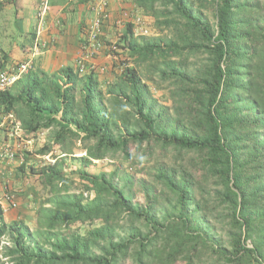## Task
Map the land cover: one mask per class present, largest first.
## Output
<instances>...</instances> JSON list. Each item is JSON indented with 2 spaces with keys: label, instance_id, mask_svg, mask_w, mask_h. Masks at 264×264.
I'll return each instance as SVG.
<instances>
[{
  "label": "trees",
  "instance_id": "16d2710c",
  "mask_svg": "<svg viewBox=\"0 0 264 264\" xmlns=\"http://www.w3.org/2000/svg\"><path fill=\"white\" fill-rule=\"evenodd\" d=\"M134 3L155 17L167 14L158 23L169 33L140 43L126 22L113 46L125 56L121 72L106 92L93 68L82 73L71 65L53 75L30 68L0 92V118L17 115L24 139L54 129L40 147L14 150L24 159L13 178L34 186L21 197L34 204L35 229L27 215L10 220L0 202V264H264V0H211L214 24L193 0ZM200 55L205 61L192 68ZM147 66L171 83L188 122L167 105L157 108L150 79L138 68L147 73ZM75 139L85 150L77 192L65 170ZM151 141L159 153H192L201 165V181L185 167L157 169L173 196L164 215L134 201L126 191L130 177L117 182L119 169H88L93 160L117 150L128 157L130 144ZM48 153L52 159L42 161ZM204 182L219 188L215 197L228 211V246L213 235L208 205L197 198ZM11 184L6 192L18 203Z\"/></svg>",
  "mask_w": 264,
  "mask_h": 264
},
{
  "label": "rangeland",
  "instance_id": "374dc122",
  "mask_svg": "<svg viewBox=\"0 0 264 264\" xmlns=\"http://www.w3.org/2000/svg\"><path fill=\"white\" fill-rule=\"evenodd\" d=\"M131 1L132 0H129L130 4L118 8L114 14H112L110 10L108 11L109 18L107 21H105L101 29V35L99 36L102 46L96 53H94L93 56L86 58V62H88L90 66L94 67L92 70L97 75V78L100 81V87L104 92L107 91L109 84L117 80V76L121 72L120 65L122 64V59H124L125 56L117 54L113 46L118 42L120 31L124 29L126 22L140 18V22H142L141 25L148 30L147 35L136 36L140 43L157 37L162 33L163 30L169 33V30L165 25H160L158 23L162 21L164 17H167V14H160L159 17H155L149 12L134 6L132 4L133 1ZM193 3L195 4V8L203 14L204 18L210 23L214 24L215 17L211 0H193ZM159 9L161 8L159 7ZM16 38L18 41V36H16ZM84 44L85 43L83 41L81 45L83 46ZM82 46L81 49H83ZM83 52L84 51L80 52L79 56L76 57V62L74 63L75 67L77 66L79 57L83 56ZM204 61L205 57L200 55L197 58H192L190 62L192 68H195L198 67V64H201ZM138 68L142 71L145 79H150L149 83L151 85V94L154 99L158 101L157 108H159L161 105H167L170 107V113L173 116H177V114H179L183 117V120L188 122V116L185 114V110L182 111V109H180V103L175 102L171 97V90L173 88L171 83L162 82L159 78L158 71L151 66H147V73L143 67ZM77 100H81V95L78 93ZM51 133L52 132H48L42 136L46 142L51 139ZM34 148L37 147H33L31 149L34 150ZM73 149L76 153L67 156L65 170L67 173L71 174L75 178L76 183H78L75 184V187L73 188V191L77 192L79 187V171L83 166L81 163V156L85 155V150L81 148V142L79 139L74 140ZM58 151L59 148L53 152L57 153ZM159 152L160 148L152 143V141L144 142L141 145L132 143L129 146L128 157H126L123 151L117 150L115 152L109 153L107 157L102 160H93L88 169L91 173H110L116 168L119 169L121 171V175L117 182H119L120 185H124L130 177V181L126 186V191L132 194L134 201L139 202L147 207H151L157 212V215L158 213L164 215L167 213V211L171 212L173 196L163 185V183L158 178H156L157 169L159 167H175L181 168L182 170V167H185L186 170H190L194 174L196 180L201 181V165L198 156L192 153H179L173 149L167 150L166 153ZM48 154H50L51 160L52 153ZM41 160L48 161L47 158H42ZM37 162L39 161L31 160L29 161L28 165ZM24 182V186H33L28 179H25ZM5 183L7 184L11 182L6 180ZM35 189L36 191L40 192L43 197L46 196L47 191L42 187L38 186L35 187ZM217 190H219V188L214 183L204 182L200 183L196 187V195L198 199H203L204 202L207 203L206 205H208L210 213L206 212V219L215 229V234L213 233V235H216L217 239H221L223 244L228 246L232 227L229 223V218L227 217L228 211L225 205H223L219 200H217V197H215ZM26 222L32 227V229H35L34 215L29 214L27 216ZM123 225L124 229L128 226L127 223L125 224V222H123ZM246 244L251 246V240H247ZM209 262L210 261H206L200 264H209ZM124 264L132 263L128 260ZM177 264L185 263L179 262Z\"/></svg>",
  "mask_w": 264,
  "mask_h": 264
},
{
  "label": "crops",
  "instance_id": "0c3cea01",
  "mask_svg": "<svg viewBox=\"0 0 264 264\" xmlns=\"http://www.w3.org/2000/svg\"><path fill=\"white\" fill-rule=\"evenodd\" d=\"M0 1V69L12 70L18 63L27 60H34L32 70L48 75L60 72L69 65L75 67L76 57L83 51L81 43L86 40L88 24L95 15V0ZM108 3L107 10L112 14L130 4L129 0H108ZM44 6L47 9L42 14ZM37 42L39 51H36ZM17 120V115L13 114L0 118V155L7 146L15 151H24L43 145L46 141L42 136L54 131L52 127L47 128L38 139L26 140L22 136L24 128ZM23 159L22 154L15 159L0 156V200L6 193V180L13 181L11 187L18 191L19 206L7 211L10 220L25 218L29 214L34 215L35 220L34 204L21 197L30 193L33 187L24 186L25 183L12 178Z\"/></svg>",
  "mask_w": 264,
  "mask_h": 264
},
{
  "label": "built area",
  "instance_id": "2783aa9c",
  "mask_svg": "<svg viewBox=\"0 0 264 264\" xmlns=\"http://www.w3.org/2000/svg\"><path fill=\"white\" fill-rule=\"evenodd\" d=\"M108 0H95L93 10L95 11L94 17L91 18V21L88 24L87 28V37L85 40V44L82 46L83 48V56H80L77 61V66L80 68V71L83 73L88 68H94L93 66H89L86 62V58L89 56H93L94 53L101 48L102 43L99 40V36L101 35V29L105 23V21L109 18V13L107 10ZM47 6H44L42 14L46 11ZM135 25V36L147 35L148 30L141 25L140 18L132 20ZM41 32V29H40ZM36 51H39V42L36 44ZM33 61L27 60L17 64V67L10 69H0V92L7 89L11 86L23 73H26L32 67ZM18 127V126H17ZM1 157H6L7 159H13L15 157V151L7 146L4 151H2ZM48 160H50V154L45 156ZM4 210L7 212L11 208H15L18 206L16 195L13 192H6L3 196V199L0 200ZM5 203V204H4Z\"/></svg>",
  "mask_w": 264,
  "mask_h": 264
}]
</instances>
